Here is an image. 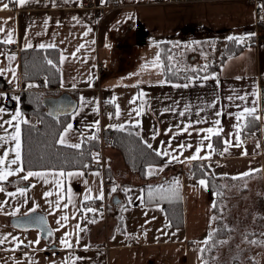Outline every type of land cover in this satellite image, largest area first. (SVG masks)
Wrapping results in <instances>:
<instances>
[{
	"label": "crops",
	"instance_id": "0c3cea01",
	"mask_svg": "<svg viewBox=\"0 0 264 264\" xmlns=\"http://www.w3.org/2000/svg\"><path fill=\"white\" fill-rule=\"evenodd\" d=\"M80 2L81 0H29L28 4L21 7L10 0H0V5L9 3L8 10L0 9V26L3 21L11 18L6 27L15 30L16 40V43L9 45L10 49L0 48V52L15 53L16 60L11 63L17 68L19 77L17 86L8 83L12 79L10 73L0 75V91H5L11 96L19 95L23 90L40 89L27 88L28 83L38 84L21 78L19 52L24 48V43L30 41L33 48H38L36 46L40 43H56L60 54L63 52L67 57V60L60 64L63 86L59 88L74 92L78 105L81 95L86 100L99 101V113L92 112L91 109L96 105L90 104L75 120L70 119L79 130L77 136L79 132L90 135L91 130H87L85 125L95 120L100 121L101 128H108V124L139 119L142 136L157 147L159 141L167 140L169 136L161 135L152 140L154 129L163 131L176 124H187L202 118H206L208 123L199 124L197 127H213L211 121L217 119L215 111L223 108L226 114L219 117L224 130L222 139L234 138L230 134L235 132L232 126L236 121L234 115L227 113L235 114L239 111L237 104L251 106V102L256 100L257 114L261 116V120L252 137H241L243 146L232 147L225 155L219 154L225 145L222 143L221 149L218 150L212 139L215 151L205 163L210 165V174L219 179V186L224 187L225 192L234 183L247 179L231 178L239 173L249 169H261L254 175L264 176V38L257 43H246V40L239 53L226 59L215 72L220 81L219 85L215 80H198L188 88H175L172 85L189 81H171L160 85L158 81L168 80L165 79L163 68H156L151 63L156 54L160 53V43L166 41L173 48V63L177 70L183 73L204 67L207 45L213 48L218 45L216 54H213V58L218 59L221 57V47H225L227 43V37L255 33V9L251 3L243 0H123L119 5H112V2L107 0H95L96 7H80ZM73 17H76V20ZM45 20L48 21L47 25ZM89 28L92 31L84 36L83 33ZM196 36L206 38V43L201 46L192 43ZM262 36L264 37V31ZM252 37L253 35L251 39ZM3 39H6V35L0 33V41ZM80 44L85 47L76 52ZM73 52H76L75 57L72 56ZM8 63L6 55L0 56V67H6ZM89 76L92 77V87H89ZM73 82L77 85L75 89L72 88ZM140 91L146 93L144 100L148 102L145 114L140 117H136L135 113L129 115L132 109L141 103H129ZM253 93L258 94V99ZM244 94H248L247 102L227 100L229 95L235 98L236 95ZM217 95L218 107H206ZM112 97L117 98L121 116L110 121L107 115L109 112H101V107ZM7 100L8 105L19 107V103ZM177 104L178 110H183L184 105H190V112L186 113L185 117H179L173 112L163 111L165 107H176ZM111 105L115 111V104ZM201 108H204L203 112H200ZM185 141L195 147L199 144L200 136L181 135L173 141V147ZM72 142H75V139ZM257 143L259 148L256 147ZM245 148L248 155H242ZM103 152L108 172L103 173L102 167L88 168L83 177L65 179L66 196L67 189L71 188L74 204L82 208L84 202H87L83 200V196L89 188L92 189V195L97 194L99 180L91 175L97 170L101 172L103 181L104 175L106 177L108 174L107 177L114 178V183L120 185L121 189L128 187L132 191L125 193L118 190L110 193L113 183H104L105 199L87 205L102 209V216L99 212L90 213V221L95 219L96 223L86 224V236L82 237L84 232L79 233V244L83 247L78 245L71 250L63 249L66 252L63 259L69 257L71 252L73 257L83 258L78 260L77 264H201L204 251L201 253L200 250L207 246L203 243L205 237L202 235L208 229L209 216L213 214L211 206L214 198L208 188L203 189L196 183L199 179L188 177L189 163L172 164L163 172L144 179L127 167L116 149L105 146ZM192 154L189 149L183 156ZM77 170L81 169L67 171ZM177 171L180 172L178 179L182 185L185 226L174 228L171 224V227H165L170 221L162 204L159 203L163 211L157 208V202L146 204L136 197L141 195L140 190L144 184L170 182ZM85 180L88 181L87 185ZM129 196L132 197V204H128ZM262 203L264 204V200ZM122 206L126 207L127 211H122ZM120 212L125 225L122 232L117 230L116 216ZM73 217L68 219L66 229L69 228V232L75 233L78 216ZM161 230L175 235H163ZM113 236L115 239H112ZM53 237L54 235L51 239ZM56 237L54 248H63L58 246L61 235L55 234ZM73 242L75 245L74 238ZM85 245L88 246L87 249ZM196 245L199 246L198 251L192 250ZM252 261L256 263L255 260Z\"/></svg>",
	"mask_w": 264,
	"mask_h": 264
},
{
	"label": "snow or ice",
	"instance_id": "6c2138e0",
	"mask_svg": "<svg viewBox=\"0 0 264 264\" xmlns=\"http://www.w3.org/2000/svg\"><path fill=\"white\" fill-rule=\"evenodd\" d=\"M10 2L16 3L18 6H24L29 3V0H10ZM261 8H264V5H261ZM0 9L2 10H8L9 9V3H4L0 5ZM131 18V17H129ZM11 18L6 19L3 21V25L0 26V33H4L6 35V39H3L0 41V43L4 45H11L16 43V40L14 39L15 30L9 29L6 27L8 24V21ZM74 20H76V17H73ZM261 20H264V17H261ZM79 22V21H77ZM48 21L45 20V25H47ZM92 31L91 28H89L87 31L83 33L84 36L88 35V32ZM36 35H40L39 33H36ZM254 34H248V35H234L227 37L228 40L235 41L237 44H243L246 40L250 39L251 36ZM178 46V45H176ZM24 49H31L33 48V44L30 41H26L24 43ZM36 47L40 49H54L57 47L56 43H40ZM84 44H80L79 47L76 49V52H79L81 48H84ZM76 52L72 53V56L75 57ZM6 59L9 62L8 66L6 67H0V75H3L4 73H10L12 76V79L8 81L9 84H16L19 86V77L17 76V68L12 66L13 61L16 60L15 53H8L5 54L3 52H0V56H5ZM175 57L169 55L168 60L172 61ZM67 60V57L61 52L59 56V63L62 65ZM46 63L48 65H51L53 68L57 67L56 64L53 63V60L47 59ZM152 65L156 68H163V61H161L160 53L156 54V57L153 61H151ZM168 71H173L172 67L168 68ZM193 72V76H185V79L188 80V83H176L172 86L175 88H188L191 83L203 80L205 82L209 80H215L217 85H219L220 81L217 78L216 73H212L211 75L208 73V65H204L202 69H191ZM204 72L205 74L203 76L198 75V72ZM175 74V73H174ZM237 79H241V77H237ZM45 82H47V77H45ZM89 87H92V77L89 76ZM165 83H171V81H165L160 80L158 81V84L163 85ZM61 86H63V81H61ZM27 88H35L38 87V85L33 83H28L26 85ZM77 87L76 83L73 82L72 88L75 89ZM146 93L143 91H140L137 95L133 96V98L129 101L130 104H137L138 101H141L138 107H135L132 109V111L129 113L131 115L132 113H135L136 117H140L145 114V107L147 106V101L144 100ZM253 96H257L258 94L253 93ZM5 99H11L13 101H16L19 103L21 100L20 95H11L5 91H0V103H2ZM116 97H112L111 100L106 101V103L115 104V111L109 112L108 118L111 120L114 117L116 119H119L121 116V110L119 107V104L116 103ZM233 99L238 100L240 102H247L249 97L248 94L244 95H236L235 98L231 95L227 97V100L229 102L233 101ZM80 103L78 106L73 107L71 119L75 120L77 116L83 112L84 108L88 107L90 104H95L96 106L93 107L91 110L94 113H99L100 106L98 100H86L83 95L79 98ZM219 102V96L213 98L212 102L206 105L208 108L216 109L218 107ZM176 103V102H174ZM236 107L239 109L235 114L227 113L229 115H234V119L236 123L232 126L235 129V132L233 134H230V136L234 138H223L222 143L225 145L222 152H220V155H225L229 152V149L232 147L235 148H241L243 146V140L241 139L243 133L245 130H248L255 126L257 121L261 120V116L258 115V106L256 100H253L251 102V106H241V104H237ZM179 105L177 104L176 107H165L163 111L165 113L173 112L179 117H185L186 113H189L191 110L190 105H184L183 110H178ZM60 114L68 115V113L64 110L63 107L56 110ZM204 108L200 109V112H203ZM8 115L9 118L5 119L4 116ZM56 113L49 112L48 115L52 116ZM225 110L223 108H220L219 110L215 111V116L217 119L214 121H211V123L214 125L213 127H206V128H200L197 127L199 124L208 123L206 118L197 119L194 122H189L187 124H176L172 127H168L165 130L161 131L160 129H154L151 139L156 140L158 136L161 135H168L169 139L167 140H161L159 141V146L154 147L152 143H150L147 139H145L139 130L135 131L133 133L132 129H141V121L139 119L128 120L125 123H117V124H108L107 127L109 129H116L117 131H128L129 135H135L140 139V141L143 143V145L150 150L152 154H154L155 157H160L162 159V166L157 167L154 164H149L146 170V175L151 177L154 174L158 172H163L167 167H169L172 164L180 163H193L200 161V170L203 174L202 178H200L196 183L203 189H207L209 186V180L206 178L209 173L206 171L210 165H207L203 163L204 161H208L211 159L213 152L215 151L212 139L213 137L216 138H222L223 135V127H222V121L219 119L222 115H225ZM57 123H61L59 121V115H57ZM24 126H28L29 128L34 127L31 120L25 116V114L21 111L20 107H16L14 112L6 113V108L4 106H0V193L6 194V196L9 198L8 200H4L3 202H0V213H3L4 215H10V216H16L18 213H20L24 217L30 216L32 213H36L37 210L40 208V204L36 202H32L31 206L28 207V210L26 212L21 213V208L24 205H28L30 202V197L28 196L30 188H35L36 185L31 184L29 186H22L24 182H28L33 178L42 180L44 184H48L49 180L48 177H53V180L51 183L53 184V189H50L48 191H45L43 193V197L45 198V203L49 206L50 211L49 215L54 214L56 211L61 210L63 208L64 210L68 209L69 205L74 204L73 196L71 188L67 189V196H65V187H64V180L70 179L72 177H83L85 175V170L89 168L88 164H84L82 166L81 170L77 171H65L63 167L60 168H54V167H46L41 170H32L31 168V161L29 159L30 156V149L25 148V128ZM62 130L59 131L57 134V139L55 141L56 144H59L61 146L77 150L81 157L84 156V152L81 151L83 145L87 141H98L99 140V133L101 131V124L99 120H95L91 124H86L85 128L87 130H91L90 135H85L84 132H79V135L77 136V132L79 131L74 127V124L72 122L62 123L61 124ZM191 129V131H189ZM188 134V135H198L200 136L199 144L195 147L188 142L185 141L183 143H177L175 147H173V141H175L179 136ZM75 139V142H72V140ZM259 143H257L256 147L259 148ZM192 150V155L190 156H183V153L186 150ZM203 153V154H202ZM242 155H248L247 149L245 148L242 152ZM91 159L95 161L97 165H100L101 163V157L99 152H92L90 153ZM183 156V159L181 157ZM71 163V161H69ZM261 171V169H249L248 171L239 173L237 176L231 177L232 179H244L253 176L257 172ZM92 176L97 177L99 180V184L96 190V195H92V189L89 188L87 190V194L83 196L84 201H103L105 199V191H104V181L101 178V172L99 170L92 172ZM195 175V173H193ZM227 175V174H224ZM15 177L18 181V186L15 188L14 191H9L4 186L5 182L11 183L12 181L10 178ZM85 184H88V181L85 180ZM182 185L178 178H174L172 181H165L164 184H159L153 187L151 184L147 186L148 188V201L154 200L156 197L159 198V200H168L171 201L173 199H180V189ZM195 187V185H194ZM118 190H122L125 193H129L132 190L128 187H124L121 189V186L118 184L113 183L112 188L110 189V193H115ZM141 195L137 196L136 199L140 200L141 202L144 201V189H141ZM216 195H220V193H217ZM55 196V200L49 199L50 197ZM23 198L21 200H17V203L15 205H11L12 211L8 212L6 210V206L10 204L11 199L14 198ZM132 197H128V204H132ZM157 208H160L159 202L156 204ZM213 209L217 207L216 203H213L211 206ZM122 211H127L126 207L122 206ZM161 211H163L162 208H160ZM80 212L81 218H85L88 213H97L99 212L102 216V209H98L95 207H88L83 206L81 209L78 210ZM75 218V214L74 217ZM69 217L67 214L61 215L59 219H57L56 223L58 227L56 229L47 228L46 235L50 239L54 232L59 231L61 228H65L67 225ZM122 219V218H121ZM155 219V217H153ZM212 220H216L217 217L213 216L211 217ZM90 223H96V220L93 219L89 221ZM28 224H36L41 227L42 231L44 229V226H46L47 221L44 216H34L30 221L25 223H17V227L26 228ZM143 227V226H142ZM165 227H171V223L167 224ZM77 231L75 233L65 231L64 235L60 238V245L66 249L71 250L74 248V246H78L80 242V236L79 233H83L87 231L86 227H81L78 223L76 225ZM119 230V229H117ZM162 231V230H161ZM218 229H215L214 232H217ZM163 235H171L174 236L175 233H166L162 231ZM146 235V232H145ZM264 236V233L261 234ZM43 237L38 235L36 240H28L27 243H25V240L21 238L18 235H14L13 233H2L0 232V248H3L6 244H11L13 247L4 249L6 251H12L15 252L19 250L21 247H31L33 245H39L41 243V239ZM73 238L75 240V245L73 242ZM112 239H115V236L112 237ZM209 241L213 242V245L217 243L213 239V233H209L207 238L203 241L205 245L208 244ZM218 243L224 244L228 243L227 240H221ZM248 243L250 244H260L264 245V239H254L249 240ZM87 245H85V249H87ZM201 253H203L204 249L200 250ZM24 256H29L28 253H23ZM83 259L82 257H73L71 255V252L69 254V257L65 258L64 261L61 262V264H69V261H71V264H77L78 260ZM14 264H18V262H14ZM29 264H32L31 259L29 258ZM52 264H55V261L52 262ZM201 264H206L205 261H201Z\"/></svg>",
	"mask_w": 264,
	"mask_h": 264
},
{
	"label": "trees",
	"instance_id": "16d2710c",
	"mask_svg": "<svg viewBox=\"0 0 264 264\" xmlns=\"http://www.w3.org/2000/svg\"><path fill=\"white\" fill-rule=\"evenodd\" d=\"M109 3L113 2V0H107ZM227 43L220 54V60L208 65V73H215L220 69V67L225 63L226 59L230 56L236 55L240 52L241 48L244 47V44H237L235 41L226 40ZM1 49H10L9 45H3L0 43ZM173 54V48L169 42H161L160 43V58L163 61V73L166 80L170 81H188L185 79V76H193L192 71H187L183 73L180 70H177V67L172 61L168 60V56ZM20 56V71L21 78L24 81L29 82H37L38 87L43 89H31V90H23L19 94L21 100L19 101V107L21 111L30 118L34 127L29 128L28 126H24L25 128V148L30 149L29 159L31 161V168L35 170L43 169L46 167H54L60 168L63 167L65 171L69 169H82L84 164H89L92 159L90 153L94 151H99L101 149V140L98 141H87L82 150L84 152V156L81 157L79 152L74 149H70L59 144H56L55 141L57 139V134L62 130L61 124L70 122L71 114L61 115L59 116V121L61 123H57V118L47 115L46 106L43 103V99L45 96L49 95H59L63 92L59 87L61 86V71H60V63L59 56L60 51L58 48L55 49H40V48H31L24 49L21 48L19 52ZM47 59L53 60V63L57 65V67L53 68L51 65L46 63ZM172 67L173 71H168V68ZM203 68V67H202ZM197 68V69H202ZM175 73V74H174ZM200 76H203L205 73L200 71L197 73ZM45 77H47V82H45ZM264 88V86H263ZM75 95L74 92H71ZM264 104V101H263ZM103 105H107L104 103ZM39 121L40 126H37L36 122ZM259 125V121L256 122L255 126L245 130L242 138L248 139L252 137V134L256 130ZM141 129H132L133 133L135 131ZM142 135V134H141ZM100 138V135H99ZM103 142L106 146H110L116 149L123 158L124 163L130 168L133 172H136L142 178H148L146 175V170L149 164H154L155 166H162V159L160 157H155L154 154L148 150L143 143L140 141L138 137L134 134L129 135L128 131H117L116 129H111L104 133ZM213 142L216 145L218 150L221 149L222 146V138L213 137ZM71 161V163H69ZM200 161L193 162L189 164L188 167V177L192 179H200L203 174L200 170ZM205 163V161L203 162ZM206 164V163H205ZM209 175L206 177L209 180L208 190L213 196L214 203H218L226 196V192L224 187L219 186V179L210 174L209 167L206 169ZM108 172L106 166V173ZM195 173V175H193ZM180 172L177 171L173 177L178 178ZM108 175V174H107ZM172 179V180H173ZM171 180V181H172ZM17 184V180H13L11 184ZM165 183V182H164ZM157 183L151 184L153 187L159 184ZM10 184V183H9ZM149 184H144V201L143 203L149 204L153 202H159L164 207L166 217L172 224L174 228H181L185 226V216H184V199L182 188L180 189L181 198L173 199L171 201L168 200H159L156 197L152 201H148V186ZM220 193V195H216ZM99 201H87L84 202L83 206H87L88 204H96ZM92 214V213H91ZM88 213L86 216L91 215ZM118 219L117 228L119 232L124 231V218L121 215V212L116 216ZM122 218V219H121ZM232 231L231 228H219L217 232H215L214 236L217 238H221L225 236L227 233Z\"/></svg>",
	"mask_w": 264,
	"mask_h": 264
},
{
	"label": "rangeland",
	"instance_id": "374dc122",
	"mask_svg": "<svg viewBox=\"0 0 264 264\" xmlns=\"http://www.w3.org/2000/svg\"><path fill=\"white\" fill-rule=\"evenodd\" d=\"M205 41L206 38L196 36L192 43L195 42L201 46V44L203 45L206 43ZM217 49L218 45H216L214 48L209 47L208 45L205 47V65L214 63L220 59V57L218 59L213 58V54H216ZM223 49L224 46L221 47L220 51L222 52ZM6 102H8L7 99L3 100L2 103H0V106H4L6 108V113L14 112L16 105H8ZM15 104H17L16 101ZM4 118L7 119L9 117L6 114ZM113 119L109 120L112 121ZM32 170L35 169L33 168ZM10 180L13 181L17 179L12 177ZM48 180V184H44L42 180L36 178H33L28 182H24L22 186L34 184L36 187L30 188L28 193V196L31 198L30 202L28 205H24L21 208V213L26 212L28 207H30L34 201L40 204V208L38 210L46 214L51 229H56L58 227L56 221L61 215L64 214H67L70 220L71 216H74V214L75 216H78V223L81 227H85L86 224H90V216L81 218L80 212L78 211L81 209V207L76 206V204L69 205L68 209L66 210L61 208V210L49 215L50 208L45 203L43 193L53 189L54 186L51 183L53 177L49 176ZM4 186L7 190L14 191L18 186V183L9 184L5 182ZM245 186L247 188H243ZM55 198L56 197L53 196L49 199L55 200ZM8 199L9 198L6 196V194L0 193V202ZM18 199L22 201L23 198L17 197L11 199L10 204L6 206V210L8 212L12 211L11 205H15ZM263 200L264 176L253 175L252 177H248L247 179L236 182L230 186V188H228L226 191V196L217 203V207L215 209L211 207V210L213 211L211 213L213 214L209 216L210 218L207 225L208 229H206V232H204L202 237H205L206 239L209 233H213V239L217 241V243L213 245V242L209 241L206 248H204L203 261H205L206 264H261L264 262V245L248 243L249 240L264 239V236L261 235L264 233ZM19 214L20 213L17 215ZM213 216H216L217 219L212 220L211 217ZM13 217L14 216L0 213V232L18 235L25 240V243H27L28 240H36L38 235L42 236L38 228L17 227L13 224V222H11ZM66 227L54 232L53 239H45L43 237L39 245L21 247L15 252L4 250L13 247V245H4L3 248H0V264H14V262H18V264H29V258L31 259L32 264H52L53 261H55V264H61V262L65 260L63 259V256L66 255V252L63 250L64 248H54L55 241L57 240V237L55 238V234L61 235L62 237L65 231L69 232V228L66 229ZM220 227L231 228L232 231L221 238H217L214 236V230L219 229ZM84 236H86L85 232L82 234V237ZM221 240H227L228 243H218ZM59 245L60 243L58 246ZM79 245L80 247H83V245ZM198 249V245L192 248V250L195 251H198ZM23 253H28L29 256H24ZM55 254H60V256H56ZM252 260H255L256 263H254Z\"/></svg>",
	"mask_w": 264,
	"mask_h": 264
},
{
	"label": "built area",
	"instance_id": "2783aa9c",
	"mask_svg": "<svg viewBox=\"0 0 264 264\" xmlns=\"http://www.w3.org/2000/svg\"><path fill=\"white\" fill-rule=\"evenodd\" d=\"M123 0H113L112 5H119V3H121ZM245 2H247L248 4L251 3V5L254 7L255 9V20H254V24H255V33L252 37V39H248L247 43H253V42H258L260 41V39L264 38L262 36V32L264 31V20H261V17H264V8H261V5H264V0H243ZM80 7H96V2L95 0H81ZM44 89V88H41ZM114 110V107L111 104H107L105 107H101V111H107V112H112ZM37 126H40L39 121L36 122ZM111 129L109 128H101V131L99 133L100 135V140H101V149L99 151H94V152H99L100 153V157H101V163L100 165H97L95 163V161H91L88 165L89 168H95V167H102L103 169V173L105 171L106 168V161L103 155V151H104V147L106 146L103 142V138H104V133L106 131H109ZM264 145V144H263ZM104 183L105 184H112L115 182L114 178H108L105 177L104 175Z\"/></svg>",
	"mask_w": 264,
	"mask_h": 264
},
{
	"label": "water",
	"instance_id": "95a60500",
	"mask_svg": "<svg viewBox=\"0 0 264 264\" xmlns=\"http://www.w3.org/2000/svg\"><path fill=\"white\" fill-rule=\"evenodd\" d=\"M43 103L46 106L47 115L49 112L56 113V114L52 115V117H54V118H57V115H59V116L64 115V114L58 113L56 111L57 109L63 107L64 110L68 114H71L73 107L78 106V101H77L76 97L69 91H63L61 94H59L57 96L56 95L45 96L43 99ZM34 216H44L45 217L47 224H46V226H44L43 231H42L41 227L36 225V224H28L26 228H31V227L38 228L41 232L40 234L42 235V237H44L45 239H49L46 235V231H47V228H51V227H50V224H49V221H48L46 214L40 210H37L36 213H32L28 217H24L21 214L16 215L13 217L11 222H13L14 225H17V223L27 224V222L30 221L32 219V217H34Z\"/></svg>",
	"mask_w": 264,
	"mask_h": 264
}]
</instances>
